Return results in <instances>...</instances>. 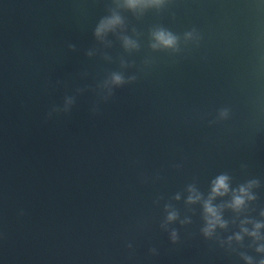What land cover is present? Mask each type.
Wrapping results in <instances>:
<instances>
[{"label":"water","instance_id":"obj_1","mask_svg":"<svg viewBox=\"0 0 264 264\" xmlns=\"http://www.w3.org/2000/svg\"><path fill=\"white\" fill-rule=\"evenodd\" d=\"M110 6L0 0V264H244L240 252L259 260L247 237L235 252L205 240L200 205L184 200L193 183L207 196L221 173L233 188L258 179L247 215L260 219L264 0H171L139 19L123 12L126 34H141L131 54L116 36L111 48L94 39ZM156 26L181 38L196 29L199 43L152 52ZM89 49L97 50L91 58ZM121 57L134 66L122 70ZM115 71L137 80L102 101L97 85ZM66 96L76 97L71 112L49 117ZM224 108L229 118L219 121ZM169 202L191 224L162 230ZM224 218L219 239L239 231L233 213Z\"/></svg>","mask_w":264,"mask_h":264},{"label":"clouds","instance_id":"obj_2","mask_svg":"<svg viewBox=\"0 0 264 264\" xmlns=\"http://www.w3.org/2000/svg\"><path fill=\"white\" fill-rule=\"evenodd\" d=\"M170 3L171 0H111L108 14L100 18L94 29V39L104 48H111L112 41L108 37L109 35H113L121 42L125 52L129 54L139 52L141 47L139 38L141 34L134 28L132 29V33L136 37L135 39L126 34L128 26L122 13H131L139 19L149 11H162ZM199 40L200 36L196 29L184 33L181 38L163 26H156L149 32L148 46L152 52H167L175 55L181 52L182 43L184 46H187L189 42L198 44ZM68 49L71 52L77 50L75 44H68ZM96 51L95 49H89L86 55L91 58L96 54ZM103 58L111 62V57L107 54ZM144 63L148 65L151 61L145 60ZM133 66L121 57L120 68L122 70ZM136 80V75H130L126 78L124 71L111 72L107 78L97 85V94L102 101L106 102L114 95L115 89L133 84ZM83 91L84 89L76 90L77 94H81ZM75 102V96H66L63 106L54 107L49 113V117L54 113H70ZM92 111L95 114L98 112V107L94 106ZM229 115V109H221L218 113V120L225 121L229 118ZM242 168H246V165H242ZM260 184L261 182L258 179H249L233 188L232 177L228 173H221L211 180L207 196L197 188L195 183L189 184L185 189L187 193L184 200L185 206L191 208L192 206L200 205L202 209L203 227L201 228V235L205 240L216 239L220 247L235 252L234 244L243 247L245 237L250 239L251 244L249 247L254 249L255 253L260 256V259L257 260L251 255L240 252V258L244 261V264H264V231H262L264 230V209L259 213V220L249 218L247 215L249 206L257 200L253 189L259 188ZM226 197L228 198L227 200H225ZM181 198L182 193H177L173 197L176 202H180ZM217 200L222 202L217 204L215 203ZM157 203H159V200H157ZM225 211H230L234 214L231 223L235 225L238 222L239 231L234 232L227 239H219L217 230L225 231L229 228V221L224 218ZM164 212L166 214L165 219L160 225L164 231H169V225L177 221H179L182 227L192 222L187 216L181 219L179 211L170 202L164 205ZM169 235L171 242L176 244L179 240L178 231L173 228L170 230ZM155 251V249L151 250L153 254H155Z\"/></svg>","mask_w":264,"mask_h":264}]
</instances>
